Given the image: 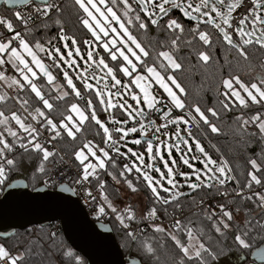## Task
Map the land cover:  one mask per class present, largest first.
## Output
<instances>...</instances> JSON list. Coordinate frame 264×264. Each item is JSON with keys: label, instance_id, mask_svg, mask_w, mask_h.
Masks as SVG:
<instances>
[{"label": "snow or ice", "instance_id": "6c2138e0", "mask_svg": "<svg viewBox=\"0 0 264 264\" xmlns=\"http://www.w3.org/2000/svg\"><path fill=\"white\" fill-rule=\"evenodd\" d=\"M73 3L78 9L79 23L91 34V43L83 41L87 49L85 54H82L80 42L66 33L61 22L60 17L65 8L63 0H3L6 6H24L28 11L16 10L11 17L0 16V29L3 30L0 31V82L9 90H15L13 97L0 92V104L5 108L0 110V186H11L8 173L18 170L20 162L25 159L33 161L32 153L40 156L38 171L47 174L44 162L49 161L50 157H56L58 152L54 146L53 150H49L45 144L69 138L75 142L77 134L82 133L85 122H94L98 126L96 134L99 135L102 130L101 140L104 146L88 140L81 141L82 147L73 150L72 155L79 162V174L74 182L79 185L91 183L89 177H92L103 190L104 181L100 179L98 172L103 170L117 184L123 182L128 189L136 192L138 189L130 179L134 172L137 180L142 177L151 193L153 206L145 210L146 214L139 221L133 211L125 210L126 220L136 221V228L126 223L125 215L117 212V208L104 197L108 208L122 224L125 246L131 248L139 245L138 251L143 254V259H133L132 264H147L148 259L155 254L152 246L139 240V233L143 231L139 227L140 221H148L147 226L155 233L164 234L173 242L177 257L175 264H229L233 247L240 250L238 260L242 262L244 250L251 247L250 240L259 235L264 241V194H255V200L251 195L242 196L243 188L239 187V181L237 188L233 190L236 196H242L239 204L235 200L212 204L206 203L203 198L198 202L194 199L192 206L197 210L184 220L176 219L169 229L152 222L159 219L157 205L174 204L176 209L182 210L181 197L191 196L192 193L205 189L227 197L229 192L226 185L236 179L228 161L222 156L213 159L201 141L193 135L192 127L199 130L203 122L211 133L221 134L220 128L212 123L208 114L220 120L222 112H232L237 105L240 109H249L258 104L260 109H264V76L260 77L258 83L242 81L238 75L222 79V90L218 89V94L223 97L217 101L219 110L209 107L206 114L199 106L194 105L191 109L186 106L181 98L185 89L174 75L182 68L176 58L180 50L181 35L185 32L181 17L195 22L196 26L188 31L194 37L198 36L203 46L211 47L213 41L211 34L201 30L200 25H211L229 50H234L239 58L247 61L248 47L258 46L259 49H264V0H250V7L239 14L240 18L235 23L233 13L244 7L241 0H73ZM174 11H178L181 17L174 18ZM161 21L164 23L161 24ZM53 24L58 29L56 36L42 39L37 35L41 31L47 33ZM149 24L171 34L168 49L163 50L162 45V50L152 56V64L147 60L151 55L150 51L133 33V29L147 31ZM57 43H62L63 47L57 46ZM186 43L190 45L192 41L188 40ZM97 47L102 48L107 56L95 51ZM195 54L205 64L211 59L210 53L206 51H197ZM77 58L84 62L83 66L78 63ZM45 59L51 63L46 65ZM109 61L116 63L110 66ZM61 62L66 67H62ZM53 69L59 71L54 75ZM119 74H122L121 78H118ZM123 78H128L127 82H123ZM74 81H79L82 87H78ZM153 81L163 90L159 96L150 91ZM47 86L51 87L46 96ZM53 90L56 92L55 96L52 95ZM85 93L94 95L87 99L83 108L73 102L70 108L66 106L65 112L61 113L62 119L54 122L51 114L55 111V106L50 100L62 101L74 96L79 102L84 101ZM165 94L167 100L164 99ZM10 99L18 101L19 108H8ZM93 100L98 101V107L106 114V120L102 121L100 118ZM36 104H41L48 111L36 107ZM162 108L167 109L159 117L163 123L148 118L151 112L160 113ZM173 109L184 110V114L173 117ZM113 110L120 111L125 119L116 118ZM8 112L11 114H7ZM23 113H28V116ZM31 121H36V125ZM129 121L133 122L132 126L124 127ZM233 121L237 123L241 136L258 137L264 142V113L256 110L255 115L247 118L243 114L236 115ZM106 124L114 127L110 128ZM169 125L175 126L171 134L163 131ZM249 127L254 130L249 131ZM41 129L50 134L45 143L38 139L43 134ZM137 132L139 137L132 139L130 143L144 144L146 147L140 153L128 148L127 152L135 158L128 162V155L121 148L128 143L125 138ZM149 132L152 133L151 137L147 135ZM113 133L119 135L114 137ZM121 141L124 143L121 144ZM165 147L169 149V155H172L173 147L180 152L182 163L190 171L177 173L166 161L163 164L166 171L156 166L154 162L164 160L162 151ZM84 149H87V155ZM106 149H110L117 157H124L125 163L119 165ZM257 155L260 157L259 163L257 159H249L253 171L247 173L250 179L244 187L250 188L253 182L256 185L262 184V179L256 173H264V148ZM86 160L88 163H85ZM190 161H196L201 167H196ZM109 164L115 171L106 167ZM172 164L175 165V161ZM152 173L158 175L154 176ZM177 175L180 180L176 179ZM184 188L188 191H183ZM245 201H251L254 207L244 208ZM232 204H236L234 210L230 207ZM105 211L104 207L98 208L100 214H105ZM164 211L167 213V207ZM49 239L55 241V234H50ZM30 251L31 249L26 250ZM25 255L20 251L13 254L6 243H0V264H25ZM61 255L68 258L62 260L61 264H83L71 251L62 252ZM255 255L264 260V247Z\"/></svg>", "mask_w": 264, "mask_h": 264}, {"label": "trees", "instance_id": "16d2710c", "mask_svg": "<svg viewBox=\"0 0 264 264\" xmlns=\"http://www.w3.org/2000/svg\"><path fill=\"white\" fill-rule=\"evenodd\" d=\"M63 3L65 8L62 16L60 17L61 22L66 30V33L77 38V40L80 42L82 53L85 54L87 49L86 46L83 45V41L88 40L89 43H91V34L88 33L87 30L84 29L79 23L77 18L78 9L74 6L73 0H63ZM12 12V10L2 7L0 9V16H10ZM172 16L174 18L181 17V14L178 11H174ZM181 22L184 24L185 32L181 35L180 50L176 58L178 62L182 64V68L176 71L174 75L177 81L185 89V92L182 94L181 98L189 109L196 105L205 112L209 107H216L217 110H219L220 106L217 101L223 99V97L218 94V89L222 90V79L228 78L230 75H238L241 80L245 82L252 81L257 83L259 82L260 77L264 76V66H262L264 65V49H259L258 46L248 47L247 51L249 60L245 61L242 58H239L234 50H229L228 45L223 42L222 37H219V33H217L211 25H200L201 30H205L211 34L213 41L211 47H205L203 46L202 42L199 41L198 36L194 37L188 31L189 28L196 26L195 22H189L184 20L182 17ZM160 23L163 24L164 21H161ZM57 32V26L53 24L51 28L48 29L47 33L41 31L37 35L44 39L47 36H56ZM133 33L137 37L138 41L150 51L151 55L147 58L149 64L153 63L152 56H154L156 52L162 50V45L163 50L168 49V42L171 36L170 33H167L161 29L153 28L150 24L147 31L133 29ZM188 40L192 41L190 45L186 43ZM54 43L56 42L54 41ZM57 46L62 48L63 44L57 43ZM201 50L206 51L211 55V59L207 64H205L203 61H200L198 56L195 54L197 51ZM95 51L107 56L106 53H103V49L100 47H97ZM44 62L46 64L51 63V61H48L47 59H45ZM79 63L81 66L84 64V62L80 59ZM109 63L111 66L116 62L109 61ZM61 66L66 67L63 65V63H61ZM58 71V69H53V74L55 75ZM68 71L74 75L71 69H68ZM121 77L122 74H119L118 78ZM60 79H62V73L60 74ZM127 79L128 78H123V82H127ZM74 82L78 85V87H82L79 81ZM90 82L95 83L94 81ZM44 84L46 85L45 81ZM132 87L134 88V85ZM48 88H50V86L45 87L46 96ZM176 91L178 92V90ZM52 95L55 96L56 92L52 91ZM93 95L94 93H85L84 101L79 102L74 96H69L62 101L50 100V102H52L55 106V111L51 114L54 118V122H56L58 119H62L61 113L65 112L66 106L70 108L71 103L77 102L83 108L87 99L91 98ZM93 103L97 106V111L102 121L106 120V114L99 109L98 101L93 100ZM7 106L18 108L19 102L10 99ZM35 106L41 107L43 110L41 104H36ZM0 110H5L2 104H0ZM256 110L264 113V109H260V105L257 104L253 105L249 109H240L237 105V108L232 112H228L227 114L222 112L220 120H216L215 118H212L210 114H208L212 123H215L217 127L220 128L221 134L211 133L210 129L203 125V122H201V128L199 130H197L194 126L192 129L193 135L196 137V139L201 141L202 146L206 151L209 152L213 159H218L222 156L228 161L230 167L233 169L232 174L236 177V179L229 181L226 185L229 195L227 197L221 196L216 194L214 190L210 191L208 189L197 191L192 193L191 196L180 198V202L183 205L182 210L176 209L174 204L167 206L157 205L156 207L158 209V215L164 214V209L167 207V210L172 209L178 213H183L184 217L182 220H184L185 217L191 216L193 213L192 211L194 207L192 206V201L194 199L197 202L201 198L204 200L219 199L220 203L235 200L236 204H239L241 202L242 196L251 195L255 200L257 198L255 194H264V173H256L258 178L262 179L261 185H256L253 182L250 188L244 187V185L247 184L250 179L247 176V173L249 171H253L251 169L249 159H257L258 163L260 162V157L257 154L261 152L262 148H264V142H261L258 137H249L247 135L241 136L237 129V123L233 121V117L236 115L243 114L244 117L247 118L250 115H255ZM44 111L47 112L48 110ZM177 112V116L184 114V110ZM113 113L116 118L121 120L125 119L120 111L113 110ZM108 125L110 128L114 127L113 125ZM97 129L98 126L95 125L94 122L86 121L85 125L82 126V133L77 134V141L73 142L70 140V138L68 140L59 139L58 141H53L60 153L58 152L56 157H50L49 161L44 162V167L47 174L38 171L41 159L39 154L32 153L33 161L30 162L25 159L20 162V167L18 170H13L8 173L10 183L16 180H25L31 190L43 187L50 168L61 161L60 154L64 155L77 167L79 164L75 160L72 153L74 149L82 147L81 141L87 142L88 140H91L93 144H98L101 147L104 146L103 141L101 140L103 135L102 130H100V134L97 135ZM248 130L253 131L254 128L249 127ZM150 134L152 133L149 132L148 135ZM113 135L114 137H117L119 134L113 133ZM123 143L124 141H121V144ZM145 147L146 145L144 144L135 146L138 151H144ZM121 151L125 152V147H122ZM110 154L114 159H116L114 153L111 152ZM33 163L35 164V167H33ZM106 167H108L110 171H115L111 169L110 164L106 165ZM98 172L100 179L104 181V188L101 190L98 182L95 179L93 183L94 187L100 192L104 193V197H107V201L111 202L112 205L117 208V212L125 215L126 223H130L131 227L133 228L137 227L136 221L129 222L126 220L125 210L127 209L133 211L137 217V221H139V218L146 213L145 210L150 209L153 206L151 203L150 190H147L146 184L143 182L142 177L140 180H137L133 174L130 176V179L134 181V186L138 189L136 192H132L127 188L126 184L123 182L117 184L112 180V177L107 175L103 170H99ZM237 181H239V187L243 188L242 196H236L235 192L233 191L237 188ZM69 186L71 187V185ZM5 188L6 187L0 186V196L3 194ZM139 194L143 195L145 199V210L143 212H140L139 203L136 200V196ZM103 200L107 205V202L104 198ZM236 204H232L230 207L234 210ZM243 207L252 208L254 205L251 201H245ZM94 209L97 210L96 207H94ZM88 212L90 213L89 215L93 221L100 222L102 220V217H94L91 213V210H88ZM142 222L143 221H140L139 225ZM106 223L113 229L116 240L125 257L135 258L138 260L144 258L143 254L139 253L138 251L139 245L132 246L131 248L125 246L123 227L121 228L112 219L107 220ZM50 234H55V241L49 239ZM139 240L144 244L152 246L155 250V254L151 256L150 259H148L147 264H175V259L177 258L176 249L174 248L173 242L166 235L155 233L152 228L146 230L143 229V231L139 233ZM249 242L251 247L250 249L244 250V258L242 262L238 260V257H240V250L233 247L229 255V264H260L255 259L254 255L257 250L264 247V241L260 239L259 235H256V238L254 240H250ZM0 243H6L7 247L12 252H14L16 249H19L20 252L26 253L25 264H61L62 260L68 259L67 257L62 256L61 253L68 251H71L74 256H78L83 264H86V260L67 243L58 223L51 224L47 227H31L24 231H17L9 239H0ZM27 249H31V251L26 252Z\"/></svg>", "mask_w": 264, "mask_h": 264}, {"label": "water", "instance_id": "95a60500", "mask_svg": "<svg viewBox=\"0 0 264 264\" xmlns=\"http://www.w3.org/2000/svg\"><path fill=\"white\" fill-rule=\"evenodd\" d=\"M2 7L16 10L22 6L9 7L0 0ZM138 137L139 134L134 135ZM10 185L0 196V239H9L17 231L31 227L58 223L67 243L86 264H132L135 258L124 256L111 226L93 221L68 184L56 191L45 186L31 190L25 180L13 181ZM254 257L264 264V260Z\"/></svg>", "mask_w": 264, "mask_h": 264}, {"label": "built area", "instance_id": "2783aa9c", "mask_svg": "<svg viewBox=\"0 0 264 264\" xmlns=\"http://www.w3.org/2000/svg\"><path fill=\"white\" fill-rule=\"evenodd\" d=\"M244 7L239 9L237 16L234 17L233 19V23L236 22L237 19L240 18V13H243L244 11L247 10L248 7H250V1L249 0H245L244 1ZM19 10L21 12H27L28 9L24 6L16 9ZM16 10H12V11H16ZM6 17H11L10 16H6ZM0 31H3L2 29H0ZM0 85L3 87V89L7 92V94L10 97H13L15 94V90H9L7 88L6 85H4L2 82H0ZM162 93L158 92L157 96L161 95ZM164 99L167 100V97L164 95ZM157 107H161L160 105H157ZM167 109H163L161 110L160 113H156V112H151L150 116L148 117L149 119L155 120L157 121V123H163V120H160V116L163 114L164 111H166ZM172 116H175V110L173 109L172 111ZM34 125H36V123H33ZM42 131V135L39 137V141L41 143H45L46 139L49 137V134L44 131L43 129H41ZM47 147L51 148L53 150V146L55 148V150L58 151L57 147L55 146L54 142H52L51 144H45ZM60 153V152H59ZM61 156V161L58 162L57 164L53 165L50 168L49 174L46 177L45 181H44V186L49 189L50 191H56L58 190L60 187L68 184L71 185V188L74 192V194L76 195V197L81 201V203L85 206V208L88 210H91V213L93 214V216L95 217V214L98 211L99 207H104L105 208V214H101L102 220L100 222H106L109 219H112L117 225H119L122 228V224L120 223V221H118L116 219V215H114L111 210L108 208V206L105 204L103 198H104V193L100 192L98 189H96L93 185L94 183V179L92 177H89V179L91 180V183L85 182L82 185L76 184L74 182V179L78 176L79 172H78V168L70 161L68 160L64 155L60 154ZM116 160L117 162L122 165L123 163H125V160L123 157H117L116 156ZM134 177L137 176V174H135L133 172ZM89 192L91 193V195H89ZM206 203H212L215 204L217 202H219V199H214V200H205ZM220 203V202H219ZM94 207L97 208L94 209ZM197 209L194 207L192 212H195ZM89 213V212H88ZM90 214V213H89ZM146 214V213H145ZM144 214V215H145ZM159 219L154 220L152 223L156 224V225H161L163 226L165 229H169L171 224L174 223V221L176 219H180L182 220L184 217L183 213H178L172 209H168L167 213L164 214H159ZM98 218V217H97ZM148 225V221H143L139 227L146 230V229H150V227L147 226ZM136 228V227H134ZM19 249H16L13 254L18 251Z\"/></svg>", "mask_w": 264, "mask_h": 264}, {"label": "rangeland", "instance_id": "374dc122", "mask_svg": "<svg viewBox=\"0 0 264 264\" xmlns=\"http://www.w3.org/2000/svg\"><path fill=\"white\" fill-rule=\"evenodd\" d=\"M244 1H245V0H241L242 3H244ZM249 1H250V0H249ZM238 11H239V9H237V11L233 13V17L237 16ZM82 54H83V53H82ZM77 61H78V63H79V59H78V58H77ZM61 63H63V62H61ZM79 64H80V63H79ZM70 74H71V73H70ZM157 86H158V85H157ZM134 87H135V86H134ZM155 87H156V84H155L154 81H153V82H152V88L150 89V91L153 92L154 95H155ZM137 91H139V90L137 89ZM174 91H176V90L174 89ZM126 98H127V97H126ZM129 102H130V103H135V102H132V101H129ZM145 110L147 111V109H145ZM174 110H175L176 112H177V111L180 112V110H176V109H174ZM176 112H175V116H177V115H176ZM177 113H178V112H177ZM175 116H174V117H175ZM132 123H133L132 121H129V123H128L127 125H124V127H131V126H132ZM106 126L109 127L108 124H106ZM174 127H175L174 125H169L168 128H167V129H164L163 131H167V132H169V133L171 134L172 131H173V129H174ZM182 127H184V126L182 125ZM192 129H193V127H192ZM136 134H139V133L137 132V133H135V134H130V135H129L130 137H126V138H125V140L128 141L127 145L125 146V149H126L125 153L128 155V159H129L128 161H129V162H131V161L134 160L135 158H134V157H131V154L127 152V149H128V148H132L134 151H136V152H138V153L143 152L142 150H141V151H138V150L135 148V146H138V145H133V144L130 143V141H131L132 139H134V135H136ZM182 134H183V133H182ZM147 135H148V134H147ZM148 136H152V134H150V135H148ZM161 139H166V137H161ZM157 143H158V141H157ZM190 143H191V140H190ZM182 147H183V146H182ZM192 147H193V149H194V145H192ZM171 152H172V155H169V149H168L167 147L163 148L162 155L164 156V160H163V161L154 162V163L156 164V166L160 167L162 171H166V169L163 168V164H164V162L166 161V162L169 163L170 166H173V167H174V171L177 172V173H179V172H189L190 169H188L187 166L184 165V164L182 163L181 159H180V155H181L180 152H177L176 149H175L174 147L171 149ZM188 155L191 156V153H189ZM145 161L147 162V156H146V155H145ZM172 161H175V165L172 164ZM190 162L193 163V164H195L196 167H201V165H199L196 161H190ZM152 174H153L154 176H157V175H158V174H156V173H152ZM135 179H136V177H135ZM176 179H177V180H180L181 178L177 175V176H176ZM165 186H167V185L165 184ZM121 188H122V186H121ZM182 190L185 191V192L188 191L187 188H184V189H182ZM162 194L165 195V196H167L166 193H162ZM126 200H127V199H126ZM126 200H125V201H126ZM136 200H137L138 203H139L140 212H143V211L145 210V207H144L145 199H144L143 195H141V194L137 195V196H136ZM99 216H101V214L97 211V213L95 214V217H99ZM18 251H20V250H18Z\"/></svg>", "mask_w": 264, "mask_h": 264}, {"label": "crops", "instance_id": "0c3cea01", "mask_svg": "<svg viewBox=\"0 0 264 264\" xmlns=\"http://www.w3.org/2000/svg\"><path fill=\"white\" fill-rule=\"evenodd\" d=\"M47 65V64H46ZM10 67V66H9ZM6 74H11V73H6ZM45 82H46V80H45ZM47 83V82H46ZM51 87V86H50ZM54 92H55V90H53ZM0 92H6L4 89H3V87L0 85ZM158 92H160V93H163V90L162 89H159V86H157L156 85V87H155V95H157V93ZM7 93V92H6ZM33 96H34V94H32ZM165 96H166V94H165ZM167 97V96H166ZM79 106L80 107H82L80 104H79ZM8 108H13L12 106H7ZM18 108H19V106H18ZM45 109H43V111H44ZM177 110V109H176ZM7 114H11L10 112H8ZM23 115L24 116H28V113H23ZM74 115V114H73ZM39 119H41V118H39ZM29 120H30V117H29ZM32 123H37L36 121H31ZM5 135H6V133H5ZM8 139L10 140L11 138L10 137H8ZM49 148V147H48ZM49 150H51V149H49ZM108 151H109V154L111 153L110 152V150L109 149H107ZM84 152H85V154L87 155L88 153H87V149H84ZM98 155H99V153H98ZM110 156H111V154H110ZM89 159H92L91 158V156H89ZM78 162V161H77ZM85 163H88V160H86L85 161ZM93 163H95V161H93ZM78 164H79V162H78ZM99 171V170H98Z\"/></svg>", "mask_w": 264, "mask_h": 264}]
</instances>
